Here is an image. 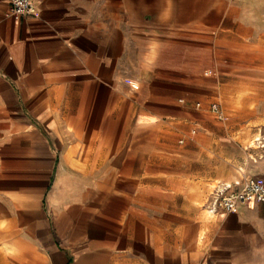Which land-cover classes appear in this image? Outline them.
<instances>
[{
	"label": "crops",
	"instance_id": "1",
	"mask_svg": "<svg viewBox=\"0 0 264 264\" xmlns=\"http://www.w3.org/2000/svg\"><path fill=\"white\" fill-rule=\"evenodd\" d=\"M33 1L0 0V264H264V202L208 207L264 181V134L206 209L171 134L264 0Z\"/></svg>",
	"mask_w": 264,
	"mask_h": 264
},
{
	"label": "rangeland",
	"instance_id": "2",
	"mask_svg": "<svg viewBox=\"0 0 264 264\" xmlns=\"http://www.w3.org/2000/svg\"><path fill=\"white\" fill-rule=\"evenodd\" d=\"M239 26V21H225L217 30L225 42L215 45L221 51V62L211 68V77H219V86L214 92L198 93L188 102L189 119L171 125L175 145L188 151L190 159L188 167L179 163L178 170L189 172L199 185L195 191L201 194L199 205L204 209L217 180L236 175L234 164L243 158L237 141L254 146L255 137L264 134V10L250 25L249 35ZM236 30L237 41L229 42Z\"/></svg>",
	"mask_w": 264,
	"mask_h": 264
},
{
	"label": "built area",
	"instance_id": "3",
	"mask_svg": "<svg viewBox=\"0 0 264 264\" xmlns=\"http://www.w3.org/2000/svg\"><path fill=\"white\" fill-rule=\"evenodd\" d=\"M35 14L33 0H11L8 15L21 20L24 17ZM199 106L200 103H197ZM213 109L219 112L216 104ZM222 118V114H219ZM254 202H264V181L253 177L244 176L231 182L218 185L211 193L208 207L214 213L222 210L224 212H237L243 205Z\"/></svg>",
	"mask_w": 264,
	"mask_h": 264
},
{
	"label": "bare ground",
	"instance_id": "4",
	"mask_svg": "<svg viewBox=\"0 0 264 264\" xmlns=\"http://www.w3.org/2000/svg\"><path fill=\"white\" fill-rule=\"evenodd\" d=\"M261 136V135H260ZM259 138H261V137H259Z\"/></svg>",
	"mask_w": 264,
	"mask_h": 264
}]
</instances>
